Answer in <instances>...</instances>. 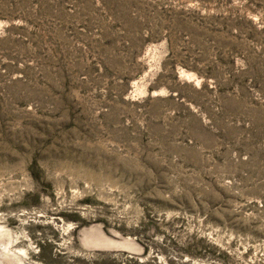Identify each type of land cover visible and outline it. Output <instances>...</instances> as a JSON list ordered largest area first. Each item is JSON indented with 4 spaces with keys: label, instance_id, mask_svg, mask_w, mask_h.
<instances>
[{
    "label": "rangeland",
    "instance_id": "1",
    "mask_svg": "<svg viewBox=\"0 0 264 264\" xmlns=\"http://www.w3.org/2000/svg\"><path fill=\"white\" fill-rule=\"evenodd\" d=\"M7 244L264 264V0H0Z\"/></svg>",
    "mask_w": 264,
    "mask_h": 264
},
{
    "label": "bare ground",
    "instance_id": "2",
    "mask_svg": "<svg viewBox=\"0 0 264 264\" xmlns=\"http://www.w3.org/2000/svg\"><path fill=\"white\" fill-rule=\"evenodd\" d=\"M10 235V234H9ZM9 246H8V244L5 246V252L4 253H6L7 252V259H10L11 261H13L12 262V264H26L23 260H22V258L19 256V255H17L16 253H14V252H12L11 250H9V248H8ZM6 255V254H5ZM10 261V262H11Z\"/></svg>",
    "mask_w": 264,
    "mask_h": 264
}]
</instances>
